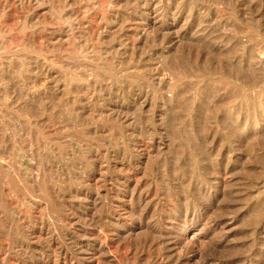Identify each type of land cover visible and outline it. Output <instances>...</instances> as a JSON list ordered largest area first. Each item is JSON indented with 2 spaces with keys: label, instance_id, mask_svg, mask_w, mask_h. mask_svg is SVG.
<instances>
[{
  "label": "rangeland",
  "instance_id": "obj_1",
  "mask_svg": "<svg viewBox=\"0 0 264 264\" xmlns=\"http://www.w3.org/2000/svg\"><path fill=\"white\" fill-rule=\"evenodd\" d=\"M95 1L0 0V264H264V0Z\"/></svg>",
  "mask_w": 264,
  "mask_h": 264
},
{
  "label": "bare ground",
  "instance_id": "obj_2",
  "mask_svg": "<svg viewBox=\"0 0 264 264\" xmlns=\"http://www.w3.org/2000/svg\"><path fill=\"white\" fill-rule=\"evenodd\" d=\"M93 1V0H92ZM95 1V0H94ZM236 1V0H235ZM96 2V1H95ZM42 3V2H41ZM96 4V3H95ZM92 5H93V3H92ZM53 10V9H52ZM58 11H60V10H58ZM61 12V11H60ZM52 15H54V12H52ZM62 16V15H61ZM65 16V15H64ZM54 17V16H53ZM57 18V17H56ZM61 18V17H60ZM62 18H64L63 16H62ZM69 18V17H68ZM62 20H64V19H62ZM67 20V19H66ZM69 20V19H68ZM67 20V21H68ZM72 21V20H71ZM128 22V21H127ZM113 31V30H112ZM100 37V36H99ZM113 37V36H112ZM103 39V38H102ZM104 40V39H103ZM102 41V40H101ZM96 42V41H95ZM132 46H133V44H132ZM134 47V46H133ZM132 50V49H131ZM96 52V51H95ZM133 54V53H132ZM130 55V54H129ZM133 55H135V54H133ZM50 76V75H49ZM165 77H166V75H165ZM48 80V79H47ZM71 80H73V79H71ZM74 81V80H73ZM46 83V82H45ZM35 87V86H34ZM46 159V158H45ZM47 163V162H46ZM9 169V168H8ZM20 173V172H19ZM18 174V173H17ZM20 179V178H19ZM194 235L191 237V239H194ZM196 238H198V237H196ZM190 239V240H191ZM186 241V240H185ZM188 241V240H187ZM186 241V242H187ZM190 242V241H189ZM188 243V242H187ZM195 242H193V244H194ZM104 251V250H103Z\"/></svg>",
  "mask_w": 264,
  "mask_h": 264
}]
</instances>
